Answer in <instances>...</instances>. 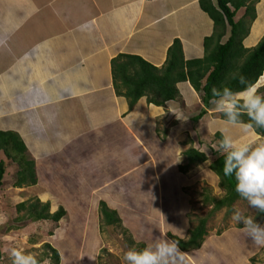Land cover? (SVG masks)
<instances>
[{
    "label": "rangeland",
    "instance_id": "374dc122",
    "mask_svg": "<svg viewBox=\"0 0 264 264\" xmlns=\"http://www.w3.org/2000/svg\"><path fill=\"white\" fill-rule=\"evenodd\" d=\"M45 1L29 0L27 5L37 7V14L43 19L46 9L41 4ZM62 2L61 11H65L67 0ZM3 10L4 2L0 0V15ZM244 11L242 9L238 13V18ZM261 11L264 13V6ZM192 12H195L194 9ZM186 13L190 14V10ZM32 14V11L23 12L21 17ZM200 14L206 18L204 11ZM47 16L48 20L50 14ZM57 20L51 18L48 26L43 23V30L49 31L47 42L40 46L43 60H49L68 46L74 50L77 47L75 44L79 35L65 31L67 27L74 26L68 21ZM39 24L41 22L31 16L25 26L17 30L32 48L38 37ZM198 27L194 22L189 29L197 32ZM23 40L19 36L13 37L11 48L16 49ZM42 70L48 74L54 71L51 63L45 68L42 66ZM43 75H34L36 87L27 91L23 99L15 94L14 101L5 99L3 92L7 86L0 79V129L18 132L26 124L31 127V135L27 136L25 143L28 145V156L35 160L38 179L36 185L14 187L18 164L0 153V160L3 159L6 164L0 187V243L3 249L0 264H11L9 251L14 247L36 254L40 264H52V252L45 246L46 243L58 250L60 264H124L123 254L132 247L140 248V242L148 245L165 236L171 239L168 233L187 238L199 218L206 216L212 207L205 203V195L220 198L225 193L219 184V177L209 168L210 161L215 157L213 150L219 141L213 133L223 126V119H211V115H207L194 124L191 118L202 107L198 95L193 98L191 94L184 93L178 101L158 108L148 104L147 98H142L144 101L141 100L142 103L137 104L128 115L117 117L101 129V137L112 138V142L107 146L102 143L98 146L101 150L107 147V154L96 165L95 161H91L96 143L88 141L89 144L84 146L88 154L81 151L80 145L87 138L88 128L94 129L98 122H108L114 115L119 116L110 103L109 91L96 97L99 100L105 98L100 103H106L107 107L105 112L94 118L92 111L100 104L98 100L93 99L82 107L81 103L74 102L78 87L59 86L55 90L49 87L48 80L43 81ZM1 77L8 82V75L0 68ZM261 80H264V75ZM253 87L261 88L258 84ZM29 95L32 100H29ZM65 97H71L70 103L59 107L58 102ZM45 102L56 103L52 107L53 112L43 109L37 112V107ZM23 110L25 112L21 114ZM157 129L161 136L167 134L166 140L160 138ZM229 131L233 137L242 132ZM120 133L122 135L118 136ZM254 136L257 135L246 136L242 143H264V137L260 140ZM190 145H197L205 151L209 160L194 165L184 174L178 166L186 162L183 152ZM36 200L49 202L51 213L60 206L66 213L58 222L25 218L26 211H18L17 205ZM101 201L118 212L122 221L119 226L111 225L101 230ZM234 209L254 214L244 200L235 202L230 212L226 207L217 211L208 220L202 246L183 252L184 264H264V247H256L247 239L242 226L231 218ZM131 240L134 242L131 243Z\"/></svg>",
    "mask_w": 264,
    "mask_h": 264
},
{
    "label": "crops",
    "instance_id": "0c3cea01",
    "mask_svg": "<svg viewBox=\"0 0 264 264\" xmlns=\"http://www.w3.org/2000/svg\"><path fill=\"white\" fill-rule=\"evenodd\" d=\"M28 1L3 0L4 10L3 14L0 15V68L3 73L8 75V82H6L7 79L3 81L2 77L0 78L2 83L7 86L6 91L3 92L4 97L8 101L16 100V97L14 98L15 94L16 96L19 94L22 99L25 98V93L32 91L37 85L33 80V76L43 75V73L46 74L43 75V81L48 80L49 87L55 90L59 86L65 88L69 85L72 86V89L78 87V92L74 94L76 96L74 102L81 103L82 107L85 104H90L93 99L98 100L100 103L105 98L102 100L97 98L101 93L108 90L111 96L110 103L116 110L115 114L119 116L114 115L108 122H98L93 127L94 129L88 128L87 138L82 140V145H80L81 151L88 154V150L84 146L89 144L88 141H90V144H92V141L96 143L93 147L94 153L91 154L93 158L91 161H95L94 164L96 165L101 159H105L107 154V147L101 150V146L100 148L98 146L101 143L107 146V143L112 142V138L103 139L101 137V129L130 110L126 98L118 96L113 87L111 60L118 54L128 53L142 56L152 64L161 66L167 58L169 47L176 39L181 41L186 59L199 58L204 56L205 53V37L211 35L214 31V23L209 15L204 12L206 18L201 17L200 13L203 10L200 7L199 0H67L65 11H61L63 0H46L41 4L46 9L43 19L40 14H37V7L33 8L27 5ZM257 5V18L250 27L249 35L243 41L244 46L247 48L255 46L264 36V13L261 11L264 1L260 0ZM192 9H194L195 14ZM189 10L190 14H187L186 12ZM31 11L34 14L21 17L23 12ZM48 14H50V17L47 20ZM31 16L41 22L37 29L36 34L38 37L33 48L30 42L25 41V36L19 35L20 33L17 31L25 26L26 20L31 19ZM181 17H183V20H180ZM51 18L61 19L60 22L68 21L69 24L74 26L67 27L65 31L69 34L79 35L76 39L77 45L75 44L77 47L74 50L68 46L61 49V53L55 54L49 60L47 58L43 60L40 46L47 42L49 38V31L43 30V23L48 26ZM194 22L199 25L197 32L189 29L191 25H194ZM62 32H64L63 29ZM15 36H19L24 40L18 47H15L16 49H12L11 39ZM56 42L60 43L58 40ZM38 51L40 54H37ZM33 52L34 54H31ZM38 58L39 61H37ZM49 63L53 66L54 71L48 74L42 70V66L45 68V65ZM26 77L30 78V81ZM261 79L257 83L260 87L264 85V80ZM179 88L182 96H184V93L194 95V91L188 83H180ZM66 97L58 102L59 107L62 106L61 104L70 103L71 97ZM28 98L32 100L30 95ZM143 99L146 98L143 97ZM143 99L141 100L144 101ZM54 104L56 103L45 102L40 104L36 110L37 112H41L42 109L46 112H53L52 107ZM106 107V103L98 104L95 111H92V117L96 118L105 112ZM24 112L25 110L21 111V114ZM211 119L215 118L211 117ZM230 129L240 130L238 127ZM31 130L28 124L22 130H18L26 143L28 141L27 136L31 135ZM91 130L94 131L88 132ZM121 135L122 133L118 136ZM249 135H257L254 138H263L254 131L241 132L235 135L234 138L236 143L239 144ZM109 136H111L110 133ZM82 167L83 164H81ZM152 174V177H154L155 174ZM158 200L161 201V199Z\"/></svg>",
    "mask_w": 264,
    "mask_h": 264
},
{
    "label": "trees",
    "instance_id": "16d2710c",
    "mask_svg": "<svg viewBox=\"0 0 264 264\" xmlns=\"http://www.w3.org/2000/svg\"><path fill=\"white\" fill-rule=\"evenodd\" d=\"M259 1L199 0L201 9L214 23L213 33L204 39L205 53L202 57L186 59L179 39H176L169 47L167 58L161 66H156L135 54L121 53L115 56L111 60L113 87L116 94L125 97L128 102L130 110L125 114L132 111L143 97L147 98L148 104L159 107L165 106L167 102L178 101L182 98L179 84L188 83L194 91L193 98L198 95L202 104L198 113L191 118L194 124L207 115L223 119L221 114L218 113L219 116H217V112L210 103L213 99L211 89L219 87L222 83H228L234 89H239L237 80L232 79L234 74L243 75L254 86L264 72V36L253 47L247 48L243 44L244 39L249 35L252 23L257 18L256 5ZM242 9H245L244 14L238 18V12ZM259 91L264 93V85ZM242 119L247 121V117ZM254 131L264 137V129ZM157 133L162 140H166V133L161 136L158 129ZM213 134L215 138L220 139L218 131ZM27 152L26 143L17 131L0 129V153L18 164L14 187L36 185L38 182L35 160L29 157ZM213 154L215 157L213 156V160L210 161L209 168L219 177V184L225 193L220 198L205 195V203L211 204L212 207L206 216L199 218L198 223L189 231L187 238L168 233L171 239L179 240L183 252L199 249L202 246L207 235V223L212 215L224 207L230 212L234 203L242 200L234 191V178L223 175V156L216 151V148ZM183 155L186 162L179 165L178 169L184 174L194 165H200L209 160L208 154L197 145H190L184 150ZM5 173L6 164L2 159L0 160V187ZM17 208L18 211H26L25 218H33L36 221L58 222L66 213L62 206L51 213L50 203L40 200L20 202ZM100 214L102 231L104 227L119 226L122 222L118 212L110 209L105 201L100 202ZM132 242L134 241L131 240ZM45 246L52 252V264H60L58 250L49 243ZM139 246L142 248L146 244L140 242ZM2 257L3 249L0 243V260Z\"/></svg>",
    "mask_w": 264,
    "mask_h": 264
},
{
    "label": "clouds",
    "instance_id": "9594fccd",
    "mask_svg": "<svg viewBox=\"0 0 264 264\" xmlns=\"http://www.w3.org/2000/svg\"><path fill=\"white\" fill-rule=\"evenodd\" d=\"M232 79L237 80L239 89L228 83L211 89L210 103L223 117V126L217 129L220 139L216 151L223 156V175L234 178V191L254 213L234 209L231 218L242 226L254 246L264 247V143L238 144L229 131L236 127L243 133L264 129V93L243 75L234 74ZM242 117H247V121ZM9 258L11 264H40L36 254L22 247L10 249ZM184 260L179 240L166 236L142 248L132 247L123 254L124 264H184Z\"/></svg>",
    "mask_w": 264,
    "mask_h": 264
},
{
    "label": "bare ground",
    "instance_id": "6f19581e",
    "mask_svg": "<svg viewBox=\"0 0 264 264\" xmlns=\"http://www.w3.org/2000/svg\"><path fill=\"white\" fill-rule=\"evenodd\" d=\"M263 76V75H262Z\"/></svg>",
    "mask_w": 264,
    "mask_h": 264
}]
</instances>
